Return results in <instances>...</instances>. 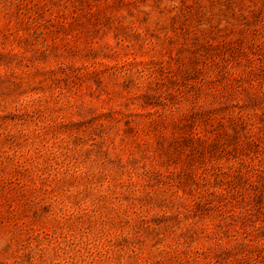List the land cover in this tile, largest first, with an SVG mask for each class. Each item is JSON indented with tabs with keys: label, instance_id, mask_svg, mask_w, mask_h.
<instances>
[{
	"label": "rangeland",
	"instance_id": "1",
	"mask_svg": "<svg viewBox=\"0 0 264 264\" xmlns=\"http://www.w3.org/2000/svg\"><path fill=\"white\" fill-rule=\"evenodd\" d=\"M0 264H264V0H0Z\"/></svg>",
	"mask_w": 264,
	"mask_h": 264
}]
</instances>
